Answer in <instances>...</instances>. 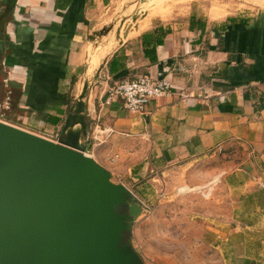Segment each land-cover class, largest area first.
<instances>
[{
  "label": "crops",
  "instance_id": "0c3cea01",
  "mask_svg": "<svg viewBox=\"0 0 264 264\" xmlns=\"http://www.w3.org/2000/svg\"><path fill=\"white\" fill-rule=\"evenodd\" d=\"M156 1L160 20L146 28L125 13L116 32L128 38L105 43L112 0H0V120L57 141L84 80L110 55L87 94V153L142 200L196 198V243L233 255L246 246L240 227L264 220V19L205 20L202 33ZM139 75L166 77L172 93L142 113L108 102L116 82ZM247 246L242 264H264L255 257L264 241Z\"/></svg>",
  "mask_w": 264,
  "mask_h": 264
},
{
  "label": "water",
  "instance_id": "95a60500",
  "mask_svg": "<svg viewBox=\"0 0 264 264\" xmlns=\"http://www.w3.org/2000/svg\"><path fill=\"white\" fill-rule=\"evenodd\" d=\"M109 56L57 141L0 120V264H146L132 242L143 207L87 153V94Z\"/></svg>",
  "mask_w": 264,
  "mask_h": 264
},
{
  "label": "rangeland",
  "instance_id": "374dc122",
  "mask_svg": "<svg viewBox=\"0 0 264 264\" xmlns=\"http://www.w3.org/2000/svg\"><path fill=\"white\" fill-rule=\"evenodd\" d=\"M158 2L156 0H112L111 5L104 10L105 14L113 16L102 29L106 36L105 43L119 41L116 30L121 23L120 18L125 13H135L133 18L136 16L137 19L141 16L138 20L146 19L148 22L146 28L150 27L151 20L155 18L160 20L159 17L152 16L155 12L154 4ZM164 4L166 6L164 9H168L172 15L170 18L194 15L212 24L230 18H240L243 15L264 19V6L256 0H167ZM210 11L226 12V15L213 19ZM162 20L166 22L168 19ZM106 29L109 32H106ZM143 30L139 32L133 30L134 33L130 36L140 34ZM135 192L142 195L140 190ZM222 195H225V192ZM159 199L156 192L150 193V197L144 199L149 208L143 211L133 224L132 242L143 258L146 257L144 258L146 264H242V257L253 255V253L248 254L249 242L252 244L264 241V220L259 219L255 223L245 224L247 227L245 225L240 227L239 232H243L246 236V246L240 247L237 253L227 256L216 249H203L196 243L195 237L196 233L202 231L201 227L204 225L194 217L199 206L198 200L189 196L175 197L173 192H170L163 201ZM216 199L219 200V198ZM223 203L214 201L211 207L215 211L223 210L221 209ZM228 242L230 246L236 245L235 239H230ZM262 253L255 257L260 258L264 263V249Z\"/></svg>",
  "mask_w": 264,
  "mask_h": 264
},
{
  "label": "built area",
  "instance_id": "2783aa9c",
  "mask_svg": "<svg viewBox=\"0 0 264 264\" xmlns=\"http://www.w3.org/2000/svg\"><path fill=\"white\" fill-rule=\"evenodd\" d=\"M174 85L166 77L155 78L152 75H139L130 79H123L116 82L109 90L108 102L112 97L121 98L124 106L136 113L146 110L147 104L153 100L172 93ZM97 139V136H94ZM135 195V194H134ZM143 211H147L149 205L146 201L138 198Z\"/></svg>",
  "mask_w": 264,
  "mask_h": 264
},
{
  "label": "trees",
  "instance_id": "16d2710c",
  "mask_svg": "<svg viewBox=\"0 0 264 264\" xmlns=\"http://www.w3.org/2000/svg\"><path fill=\"white\" fill-rule=\"evenodd\" d=\"M195 27H198L202 33H204L206 29V21L197 18V16L192 15L191 16V29H194ZM169 32L168 30L161 29V36H165ZM156 44H161L163 43V38L159 37L158 39L155 40Z\"/></svg>",
  "mask_w": 264,
  "mask_h": 264
},
{
  "label": "bare ground",
  "instance_id": "6f19581e",
  "mask_svg": "<svg viewBox=\"0 0 264 264\" xmlns=\"http://www.w3.org/2000/svg\"><path fill=\"white\" fill-rule=\"evenodd\" d=\"M258 2H260V1H258ZM263 2H264V1H263ZM260 3H262V2H260ZM158 4H159V3H155V4H154V8H155V12H153L154 14L157 13V6H158ZM143 14H144V13H143ZM165 14H166V13H165ZM140 17H141V16H140ZM140 17H139V18H140ZM139 18H138V19H139ZM138 19H137L136 16H135V18H134L133 20H138ZM140 20H141V19H140ZM142 20H143V19H142ZM145 27H146V26H144L143 28H145ZM105 31H106V32H109L108 29H106Z\"/></svg>",
  "mask_w": 264,
  "mask_h": 264
}]
</instances>
